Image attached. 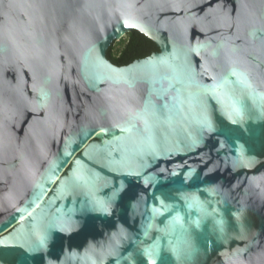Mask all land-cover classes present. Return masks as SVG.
I'll return each instance as SVG.
<instances>
[{"label": "water", "instance_id": "1", "mask_svg": "<svg viewBox=\"0 0 264 264\" xmlns=\"http://www.w3.org/2000/svg\"><path fill=\"white\" fill-rule=\"evenodd\" d=\"M0 264H264V0H0Z\"/></svg>", "mask_w": 264, "mask_h": 264}, {"label": "trees", "instance_id": "2", "mask_svg": "<svg viewBox=\"0 0 264 264\" xmlns=\"http://www.w3.org/2000/svg\"><path fill=\"white\" fill-rule=\"evenodd\" d=\"M127 34L128 39L117 56H114L112 53L115 42L112 43L107 51V58L114 65L125 66L132 63L134 60L145 58L151 53L158 51L156 45L138 31L132 30Z\"/></svg>", "mask_w": 264, "mask_h": 264}, {"label": "rangeland", "instance_id": "3", "mask_svg": "<svg viewBox=\"0 0 264 264\" xmlns=\"http://www.w3.org/2000/svg\"><path fill=\"white\" fill-rule=\"evenodd\" d=\"M127 39H128V34L126 33L115 41L112 51L114 56H117L121 52Z\"/></svg>", "mask_w": 264, "mask_h": 264}, {"label": "bare ground", "instance_id": "4", "mask_svg": "<svg viewBox=\"0 0 264 264\" xmlns=\"http://www.w3.org/2000/svg\"><path fill=\"white\" fill-rule=\"evenodd\" d=\"M97 135H100L99 133Z\"/></svg>", "mask_w": 264, "mask_h": 264}]
</instances>
